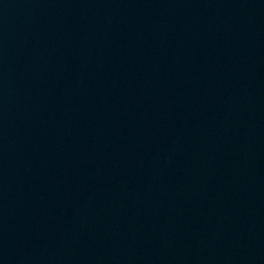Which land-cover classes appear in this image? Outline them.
Returning a JSON list of instances; mask_svg holds the SVG:
<instances>
[{
	"label": "water",
	"instance_id": "water-1",
	"mask_svg": "<svg viewBox=\"0 0 264 264\" xmlns=\"http://www.w3.org/2000/svg\"><path fill=\"white\" fill-rule=\"evenodd\" d=\"M0 264H264V0H0Z\"/></svg>",
	"mask_w": 264,
	"mask_h": 264
}]
</instances>
